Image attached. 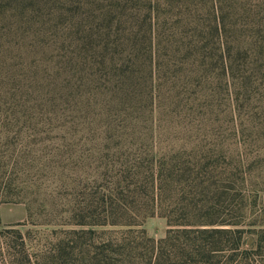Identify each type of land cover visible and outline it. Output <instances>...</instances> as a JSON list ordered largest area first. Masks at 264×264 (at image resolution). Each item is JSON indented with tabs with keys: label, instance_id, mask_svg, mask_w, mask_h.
<instances>
[{
	"label": "rangeland",
	"instance_id": "rangeland-1",
	"mask_svg": "<svg viewBox=\"0 0 264 264\" xmlns=\"http://www.w3.org/2000/svg\"><path fill=\"white\" fill-rule=\"evenodd\" d=\"M216 1L231 55L227 83L205 84L199 108L189 103L173 120H159L148 149L105 140L75 98L41 87L49 85L48 72L39 71L43 76L36 79L19 68L0 79V202H11L0 203V230H22L27 243L16 251L30 254L31 264H156L155 248L169 230L179 229L159 215L161 207H151L153 215L145 219L150 207H138L132 226L95 223L108 214L109 202L131 207V198L110 199L132 180L135 160H147L151 152L171 155L168 160L179 154V165L216 170L220 183L228 182L223 170H233L240 196L220 197V218L247 230L235 253L224 247L235 244L230 237L218 236V247L228 251L195 263L167 256L159 264H264V238L251 246L253 232L264 230V0ZM147 167L139 173L142 195ZM175 208L164 200L165 213ZM165 247L169 252L171 242ZM0 253L7 258L4 245ZM2 257L0 264H10Z\"/></svg>",
	"mask_w": 264,
	"mask_h": 264
},
{
	"label": "trees",
	"instance_id": "trees-1",
	"mask_svg": "<svg viewBox=\"0 0 264 264\" xmlns=\"http://www.w3.org/2000/svg\"><path fill=\"white\" fill-rule=\"evenodd\" d=\"M217 10L216 0H0V79L19 68L36 79L43 76L39 71L48 72L49 85L41 87L75 98L105 140L148 149L159 120H173L189 103L199 108L207 97L205 84L227 83L231 55ZM3 88L0 83V92ZM169 156L151 152L147 160L136 159L132 180L110 199L131 198V207L109 202L108 214L95 223L132 226L141 215L138 207H150L143 210L144 219L154 206L161 207L159 215L179 229L169 230L155 248L156 264L167 256L195 263L218 255L223 250L218 236L235 243L224 246L231 254L240 250L247 230L238 221L221 219L218 208L220 197L240 196L233 170L224 169L228 182L220 183L216 170L179 165V154ZM145 164L148 191L142 195L139 173ZM167 198L179 207L170 214L162 210ZM253 233L256 247L264 230ZM26 243L17 225L2 228L0 246L7 258L4 253L0 258L31 264L30 254L16 251Z\"/></svg>",
	"mask_w": 264,
	"mask_h": 264
}]
</instances>
